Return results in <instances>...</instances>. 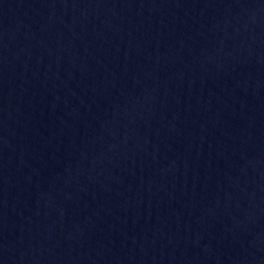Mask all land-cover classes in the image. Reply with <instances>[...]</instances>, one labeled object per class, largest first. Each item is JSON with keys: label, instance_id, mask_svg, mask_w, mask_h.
I'll return each mask as SVG.
<instances>
[{"label": "water", "instance_id": "water-1", "mask_svg": "<svg viewBox=\"0 0 264 264\" xmlns=\"http://www.w3.org/2000/svg\"><path fill=\"white\" fill-rule=\"evenodd\" d=\"M0 264H264V0H0Z\"/></svg>", "mask_w": 264, "mask_h": 264}]
</instances>
